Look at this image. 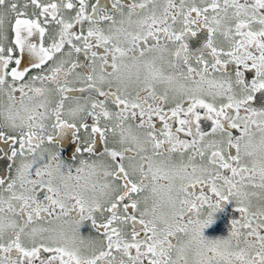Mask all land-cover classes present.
<instances>
[{
    "label": "snow or ice",
    "instance_id": "obj_1",
    "mask_svg": "<svg viewBox=\"0 0 264 264\" xmlns=\"http://www.w3.org/2000/svg\"><path fill=\"white\" fill-rule=\"evenodd\" d=\"M0 264H264V0H0Z\"/></svg>",
    "mask_w": 264,
    "mask_h": 264
},
{
    "label": "flooded vegetation",
    "instance_id": "obj_2",
    "mask_svg": "<svg viewBox=\"0 0 264 264\" xmlns=\"http://www.w3.org/2000/svg\"><path fill=\"white\" fill-rule=\"evenodd\" d=\"M5 170V164L4 162H0V171Z\"/></svg>",
    "mask_w": 264,
    "mask_h": 264
}]
</instances>
